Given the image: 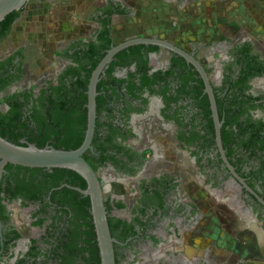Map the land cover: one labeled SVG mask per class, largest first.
<instances>
[{
	"label": "flooded vegetation",
	"instance_id": "af4514ba",
	"mask_svg": "<svg viewBox=\"0 0 264 264\" xmlns=\"http://www.w3.org/2000/svg\"><path fill=\"white\" fill-rule=\"evenodd\" d=\"M159 1L166 11L154 22L170 27H141L121 39L145 21L128 0L89 1L83 17L92 29L62 39L51 29L45 45L21 37L26 12H64L70 0H28L9 13L0 27L5 139L37 146L44 138V147L60 149L59 118L73 102L71 122L80 123L81 103L87 109L86 136L90 83L112 47L136 37L170 43L187 56L139 43L118 51L98 75L94 133L83 158L101 182L115 263L237 264L216 261V241L203 251L187 239L208 212L194 197L202 193L230 237L249 233L246 245L256 239L255 260L264 264V36L248 30L251 12L239 8L246 3L264 16V0ZM218 10L246 27L216 21ZM107 38L109 47L99 48ZM91 42L103 54L93 70L91 55L82 54ZM87 188L72 169L0 165V264H92L94 243L101 264ZM243 263L255 264L252 257Z\"/></svg>",
	"mask_w": 264,
	"mask_h": 264
},
{
	"label": "rangeland",
	"instance_id": "374dc122",
	"mask_svg": "<svg viewBox=\"0 0 264 264\" xmlns=\"http://www.w3.org/2000/svg\"><path fill=\"white\" fill-rule=\"evenodd\" d=\"M71 3L65 7L64 11L67 15L64 14L63 11L58 12V10H50L48 8L40 9L34 8L30 11L26 12V21L21 23L20 25V35L21 37L30 35L31 37H39L41 41L46 44L45 38L43 37L49 30L53 29L54 39H62V37L72 36L71 33L74 31H79V33H88L92 27L89 23H86L83 17L84 7L88 5L91 0H70ZM129 3L135 6L138 11L139 19L144 23L138 27L129 26V31L125 33H120L118 36L119 39L125 37L127 34L139 29H146L148 27H157L159 28H169L165 22L162 24H158L154 22L155 20L164 19V12L166 11L165 7L159 0H128ZM239 7L241 12L244 14L245 11H250L251 14H246V17L249 18V28L252 34L258 35V37L264 36V16L263 12H253L252 8L250 9L246 3H243ZM229 11V10H228ZM224 10H218V13L221 12L218 17H216V21L225 22L227 24L235 25L236 29H238L237 25L241 27H246L239 19L229 18V16L223 17V14L229 15V12ZM252 13H255L254 15ZM150 14V18L148 17ZM155 14V15H154ZM154 16V17H153ZM153 17V18H152ZM254 17V19H253ZM225 18V19H224ZM246 19V18H244ZM56 21V22H55ZM140 21V22H141ZM55 22V23H54ZM160 22V21H159ZM257 22V25H256ZM149 23V24H148ZM242 23V24H239ZM148 24V25H147ZM166 24V25H165ZM243 25V26H242ZM202 27V26H201ZM134 28V29H132ZM194 29V27H186ZM211 31H207L210 33ZM125 35V36H124ZM54 49V47H51ZM194 197H198L199 203L201 202V206L204 210H208L207 214L204 216L203 220L199 223V225L194 229V240L191 241V237L187 239L190 240V244L194 243V246L200 247L203 251L206 247L216 241L214 251L218 252L222 257L216 259V261L220 262H236L237 264H244V259L252 257L253 263L259 264L255 258H259V253H256L258 250L256 239L252 244H245L248 238L252 236L249 233H241L237 234L236 237H230L229 234L226 233L227 224L224 219H217L214 214L211 204L210 198H204L205 195L202 193H195ZM203 197V198H202ZM204 204V205H203ZM215 212H217L215 210ZM222 213V211H221ZM234 238V239H233ZM250 245V246H248ZM248 247H252L255 253H250L248 251ZM213 251V252H214Z\"/></svg>",
	"mask_w": 264,
	"mask_h": 264
},
{
	"label": "water",
	"instance_id": "95a60500",
	"mask_svg": "<svg viewBox=\"0 0 264 264\" xmlns=\"http://www.w3.org/2000/svg\"><path fill=\"white\" fill-rule=\"evenodd\" d=\"M28 0H0V22L11 12L20 9ZM139 43H154L170 47L180 53H184L178 47L159 39L132 38L117 46H113L108 55L94 72L89 90V123L85 139L82 145L73 150H61L54 147L40 148L34 144L19 145L8 141L0 135V160L1 169L11 163L29 168H67L80 173L87 181L88 188L83 192L90 196L94 222L98 234L101 264H116L113 248L114 239L109 231L106 209L103 201L101 182L93 168L83 158L84 152L91 146L96 117V83L98 75L103 67L120 50ZM187 56V54L184 53Z\"/></svg>",
	"mask_w": 264,
	"mask_h": 264
},
{
	"label": "trees",
	"instance_id": "16d2710c",
	"mask_svg": "<svg viewBox=\"0 0 264 264\" xmlns=\"http://www.w3.org/2000/svg\"><path fill=\"white\" fill-rule=\"evenodd\" d=\"M12 20L11 18V14L8 15L6 17V19L2 20L0 22V27L5 26L8 22H10ZM107 32V31H105ZM102 37V35H101ZM105 38V37H104ZM103 38V39H104ZM107 42H109V38H107L105 41H103L100 45V47H109L107 45ZM144 45H140V46H136V47H131L129 49V51L124 52L125 50H123L122 52H120L117 55V58L120 57H124L126 54L128 53H134L137 51H140V48H143ZM99 48H97V45L94 42H91L89 44H87V47L85 49H82V54L86 53L90 56V59H92V68L91 70H93L96 65L98 64V62L101 60V58L103 57V54H100V52L98 51ZM98 49V50H97ZM117 62L115 61L114 64H116ZM124 62L122 61V64ZM114 65L110 68L113 69ZM90 75V72L88 73V77ZM80 81V80H79ZM80 85L82 87H84L83 89H85L87 87V78L86 80L84 79L83 82L80 81ZM83 98H84V102H86L87 100V96L86 94H83ZM76 102H73L72 104H70L68 107H66L65 109H62V115L59 118V126H60V135L59 138L56 141V147L60 148V149H64V150H73V149H77L78 147H80V145L83 143L84 139H85V130H86V112L87 109H82V103L79 105V113L81 114V117L78 119L80 120L79 124L73 123L71 122L72 118L70 117V113L77 111V105H74ZM82 109V111H81ZM5 128H2V126H0V135L3 138H7V133L4 130ZM11 141V140H10ZM14 143H17L15 141H13ZM44 138H40L37 142V146L42 148L44 147ZM57 170V169H56ZM77 178H79L80 180H82L84 182L85 185V180L82 179L80 176H77ZM72 181V180H71ZM73 182V181H72ZM93 236L95 235L94 232H92ZM95 246H93V249H91V263L92 264H99L100 263V256H99V250L97 245L94 243Z\"/></svg>",
	"mask_w": 264,
	"mask_h": 264
}]
</instances>
